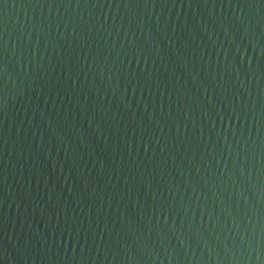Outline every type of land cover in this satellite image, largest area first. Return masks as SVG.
Returning a JSON list of instances; mask_svg holds the SVG:
<instances>
[{
	"label": "water",
	"instance_id": "water-1",
	"mask_svg": "<svg viewBox=\"0 0 264 264\" xmlns=\"http://www.w3.org/2000/svg\"><path fill=\"white\" fill-rule=\"evenodd\" d=\"M0 264H264V0H0Z\"/></svg>",
	"mask_w": 264,
	"mask_h": 264
}]
</instances>
